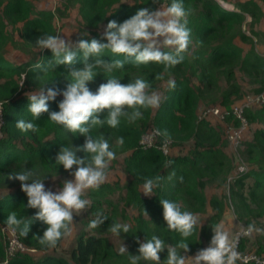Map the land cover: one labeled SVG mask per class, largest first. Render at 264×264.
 Segmentation results:
<instances>
[{"label": "trees", "instance_id": "obj_1", "mask_svg": "<svg viewBox=\"0 0 264 264\" xmlns=\"http://www.w3.org/2000/svg\"><path fill=\"white\" fill-rule=\"evenodd\" d=\"M43 1L0 0V264H130L127 255L117 254V248L108 236V225L118 222V216L130 224L127 233L117 235L126 245L128 254H136L138 243L152 234L165 241L158 262L141 258L136 264H165L167 247L176 245L180 237L174 230L166 228L159 203L161 197L174 199L197 217L199 215L195 236L186 241L188 252L185 255L196 252L209 240L212 225L222 214L224 199L229 200L243 225L253 231L254 228L260 230V237H263L264 101L243 110L247 124H262L252 130L250 139L240 143L247 165V170L241 173L236 170V156L232 150L231 154L226 152L229 146L226 124L238 125L239 120L231 115L224 121L215 120L210 115H200V112L215 104L230 108L240 103L246 94L244 84L249 85L251 94L264 91V53L256 46L261 32L256 23L263 15L264 0H222L230 4L231 9L220 5L218 0H184L190 28V43L184 59L166 72L155 65L137 69L125 64L119 77L121 82H127L132 74L143 75L152 90L160 95V103L143 109L142 117L134 124L122 122L117 129L109 130L106 126L97 129L106 137L111 131L113 145L116 135L125 137L124 143L115 147V156L123 154V180L115 178L112 183L105 181L96 190H87L86 198L90 203L84 212L85 227L75 232L71 244L63 250L64 255L51 254L64 237L53 248L42 246L37 237L43 225L34 220L26 235L16 232L17 239L28 250L16 251L2 262L6 244V232L2 228L7 226L4 218L14 209L24 216H32L36 211L23 206L26 196L19 181L9 179L6 174L18 170L24 163L43 174L46 183L69 171L56 163L59 145H76L83 141L79 133L47 124V112L35 120L37 128L34 131L21 132L15 125L22 117L31 118L26 112L27 96L31 92L41 85L62 88L68 80V69L62 64L49 69L52 74L47 79L42 78L43 67L51 53L48 49L36 48V38L42 31H55L57 18L72 7H75V13L69 15L75 16L76 41L98 37L108 19L120 21L137 7L144 6L139 0H57L53 8L35 6ZM147 3L151 4L152 0ZM160 3L164 4V0ZM245 14L251 18L248 23ZM29 41L33 47L23 49L24 43ZM14 52H18L17 57ZM37 63L41 67H37ZM80 64L78 56L71 66ZM106 79L102 73H97L88 86L95 89ZM169 79L175 80L172 88L168 87ZM20 80H23L22 85ZM60 98L58 95L56 100ZM56 100L48 102L49 110H56ZM152 129L156 134L151 143H142V136L150 134ZM158 129H166L170 138L165 140L158 135ZM164 141L167 142L166 153L161 149ZM77 155L83 153L77 152ZM166 160H171L172 164L165 167ZM143 175L160 176L159 185L151 194L140 191ZM208 185L221 187L222 196L212 195L207 199L204 190ZM114 193L118 196L115 202L110 197ZM206 206H210L212 212L205 218L201 213L206 211ZM127 208L132 214L126 213ZM97 209L106 215V219L88 231L87 221ZM244 238L240 242L241 250H244ZM255 250L264 255V239ZM39 253L42 254L39 256Z\"/></svg>", "mask_w": 264, "mask_h": 264}, {"label": "clouds", "instance_id": "obj_2", "mask_svg": "<svg viewBox=\"0 0 264 264\" xmlns=\"http://www.w3.org/2000/svg\"><path fill=\"white\" fill-rule=\"evenodd\" d=\"M139 3L144 6L137 7L122 20L108 19L98 37L80 38L73 43L66 41L61 31L55 30L42 31L35 40L36 48L48 49L51 53L43 67L42 78L47 79L52 74L49 69L62 64L68 69V80L62 88L41 85L31 92L26 105L31 118L22 117L15 125L21 132L34 131L37 128L35 120L47 112V124L58 125L83 136L80 144L59 145L56 163L70 170L71 178L63 180L56 190L45 185L43 174L24 163L18 170L6 174L9 179L19 181V187L26 196L23 206L36 211L32 216H24L16 209L10 210L4 218L5 224L24 236L30 224L38 220L43 228L37 239L44 247H55L71 232L73 214L90 203L86 191L96 190L105 182L110 162L116 155L115 147L124 143L125 137L116 135L113 145L112 132L106 137L97 129L104 126L109 130L117 129L122 122L134 124L142 117L143 109L160 103V95L152 90L149 80L143 75L132 74L127 82H121L119 77L125 64L137 69L155 65L166 72L184 59L190 43L184 0H164L163 6L160 0H152L151 4L147 0H139ZM153 4L158 6L153 7ZM78 56L81 58L80 66H71ZM105 56L109 58L105 59ZM36 66L41 67L39 63ZM97 73H102L107 79L92 89L88 82ZM19 84L22 85L23 80ZM174 86L175 80L169 79L168 87ZM58 95L61 98L56 100ZM53 100H56V110H49L48 102ZM157 134L165 140L170 138L166 129H158ZM77 152L83 155H77ZM170 164L171 160L164 161L165 167ZM159 180V175L141 176L140 191L145 195L153 193ZM159 203L166 228L174 230L180 237L176 245L167 247L165 264H186V241L195 236L198 217L174 199L161 197ZM105 219L106 215L97 209L87 221V227L95 229ZM108 230L113 235L127 233L130 224L113 221ZM211 232L208 245L191 256V264H236L239 253L223 225L214 223ZM164 249L165 241L152 234L138 243L136 254H128L123 243L116 251L118 255H127L130 264H136L141 258L158 262Z\"/></svg>", "mask_w": 264, "mask_h": 264}, {"label": "built area", "instance_id": "obj_3", "mask_svg": "<svg viewBox=\"0 0 264 264\" xmlns=\"http://www.w3.org/2000/svg\"><path fill=\"white\" fill-rule=\"evenodd\" d=\"M220 5L225 8L231 9L232 6L222 0H218ZM264 101V91L259 94H245L241 99L240 103H236L230 106V108H222L219 105H213L206 107L200 112L202 116H212L215 120L224 121L228 116H232L239 120L238 125H233L232 123L226 124V134L231 146L232 152L236 156V170L237 172H245L247 170V165L244 160L239 156L237 152V144L240 146V140L242 133L247 127V120L243 115V110L253 105L261 104ZM1 111L2 106L0 103V122H1ZM156 134V130L152 129L150 134H144L143 136L148 137V142L143 140L142 143H151L152 136ZM161 149L164 153L167 151V142H163ZM6 232V244L4 247L5 257L2 260L3 263L7 261L8 258L14 255L16 251L28 250L22 243L17 239L16 232L8 227L4 226L2 228ZM252 232L251 228L245 225H241L238 229L233 232V235L230 238V241L233 242L235 249L239 253V258L237 259L236 264H264V255L256 252L255 250H241L240 242L241 240L250 235Z\"/></svg>", "mask_w": 264, "mask_h": 264}, {"label": "rangeland", "instance_id": "obj_4", "mask_svg": "<svg viewBox=\"0 0 264 264\" xmlns=\"http://www.w3.org/2000/svg\"><path fill=\"white\" fill-rule=\"evenodd\" d=\"M161 6H163V4H161ZM262 8H263V15H262V17L258 23H260L264 29V5H262ZM61 14H62L61 18L58 17L57 20L55 21L56 30L61 31L60 34L62 36H64L66 41H70V42L74 43L75 42V36L77 35V31H76V28L74 25L75 24V16L70 17V15H72L73 13H69L67 10ZM250 19H251L250 16L248 14H245V22L248 23ZM258 23H256V26H257V29L260 30ZM30 42L31 41L27 42V44L24 43L22 48L26 49V50L27 49L30 50L29 48L33 47L32 45H30ZM256 42H257L258 50L261 52L262 49H264V33L262 31L259 33V36L257 37ZM17 53L18 52H14V56L17 57V55H18ZM248 88H249V85L244 84V90L246 91V94H251V91ZM211 106H213V105H211ZM261 124L262 123H257V122L249 123L248 122L247 127L245 129V132L242 133L240 143L242 141L243 142L246 141L247 138L250 139L252 130L254 128L260 127ZM143 140L145 142H148V137L143 136ZM236 149H237V152L239 153V156L242 159H244L243 153L241 152V148H240V146H238V144H237ZM231 150H232L231 146L230 147L228 146L227 151H226L227 154H231ZM122 158H123V154H120V155L115 156L114 159L110 162L111 168H109L107 171V176H106L105 181L112 183L115 178H121L123 180V177L125 174H124L123 169H122V167H123ZM70 178H71V174H70V170H69L65 174H61V175H58V176H55V177L49 179L45 183V185L52 190H56L63 180L70 179ZM85 195H86V193H85ZM110 197L114 202L117 201V199H118L117 193L110 195ZM119 206H120V204H119ZM86 210H87V207H85L84 209L80 210L79 212H76L73 214V221H72V225H71L72 230H71V233H69V235L67 234L68 235L67 241L65 240V242H67V244H68V241L70 239L71 240L69 241V243L72 241L75 232H79L82 229V227H85L83 222L85 220L84 212H86ZM126 213L132 214L131 209L127 208ZM118 222H122V223L127 222L128 223V220H124L123 218L118 216ZM86 229H88V227ZM88 231H89V229H88ZM108 236L111 239V241L115 244L116 248H118L121 243L124 244V242L121 241L117 235H113L110 232Z\"/></svg>", "mask_w": 264, "mask_h": 264}, {"label": "crops", "instance_id": "obj_5", "mask_svg": "<svg viewBox=\"0 0 264 264\" xmlns=\"http://www.w3.org/2000/svg\"><path fill=\"white\" fill-rule=\"evenodd\" d=\"M56 3H57V0H44L41 3H35V6L36 7H39V8L40 7H45V6H48L49 8H53V6ZM69 12L70 13H75V7H72ZM258 25H259L260 30L264 33V29H263L262 25L260 23H258ZM256 28H257V26H256ZM261 52L264 53V49H262ZM204 191H205V195H206V198L207 199L210 196H212V195L222 196V189H221V187H215V186L208 185V187H206V189ZM211 212H212L211 207L210 206H206V211L204 213H201V214H204L203 217L206 218V217H208L211 214ZM198 217H199V215H198ZM202 221H204V219H202ZM218 222L223 225L224 229L228 232L230 238L233 235V232L236 229H238L243 224L235 216L234 211H233V208L230 205L228 199H224V208H223L222 214H221ZM200 223H203V222H201V219H200ZM251 230H252L251 234L248 235L246 238H244V242H243V245H244L243 249L244 250H249V249L255 250V248L256 247L258 248V245L262 242V239H264V234H263V237H260L261 234H262L260 230H258L256 228H254V231H253V229H251ZM69 233H71V232H69ZM68 235H66L67 237L64 236L61 244L58 247L54 248L52 250L51 254H53L55 256L64 255L63 250L65 248H67L71 244V242L69 243V241L71 239L68 241V244H67V242H65V240L67 241ZM74 235H75V233H74ZM208 243H209V240L207 242H204L202 247L207 246ZM41 254L42 253H39V256ZM194 254H195V252H192L190 254H186V258H187L186 259V264H191V256L194 255ZM35 257H37V255Z\"/></svg>", "mask_w": 264, "mask_h": 264}]
</instances>
